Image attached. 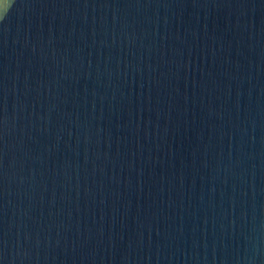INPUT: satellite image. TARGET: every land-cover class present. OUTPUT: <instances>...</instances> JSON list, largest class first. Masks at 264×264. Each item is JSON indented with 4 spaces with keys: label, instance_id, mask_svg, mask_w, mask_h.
Masks as SVG:
<instances>
[{
    "label": "water",
    "instance_id": "obj_1",
    "mask_svg": "<svg viewBox=\"0 0 264 264\" xmlns=\"http://www.w3.org/2000/svg\"><path fill=\"white\" fill-rule=\"evenodd\" d=\"M0 11V264H264V0Z\"/></svg>",
    "mask_w": 264,
    "mask_h": 264
},
{
    "label": "snow or ice",
    "instance_id": "obj_2",
    "mask_svg": "<svg viewBox=\"0 0 264 264\" xmlns=\"http://www.w3.org/2000/svg\"><path fill=\"white\" fill-rule=\"evenodd\" d=\"M7 7H8L7 4H4V5H3V8H7ZM0 17H3V12H2V11H0Z\"/></svg>",
    "mask_w": 264,
    "mask_h": 264
},
{
    "label": "clouds",
    "instance_id": "obj_3",
    "mask_svg": "<svg viewBox=\"0 0 264 264\" xmlns=\"http://www.w3.org/2000/svg\"><path fill=\"white\" fill-rule=\"evenodd\" d=\"M3 18H4V17H0V21H2V20H3Z\"/></svg>",
    "mask_w": 264,
    "mask_h": 264
}]
</instances>
